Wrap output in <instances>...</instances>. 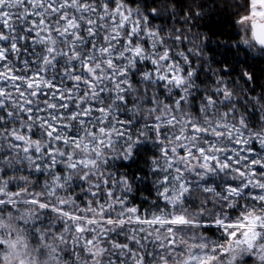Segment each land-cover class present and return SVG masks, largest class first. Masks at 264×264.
I'll list each match as a JSON object with an SVG mask.
<instances>
[{
    "label": "snow or ice",
    "instance_id": "obj_1",
    "mask_svg": "<svg viewBox=\"0 0 264 264\" xmlns=\"http://www.w3.org/2000/svg\"><path fill=\"white\" fill-rule=\"evenodd\" d=\"M170 4L183 26L155 22ZM232 7L217 72L205 0H0L4 261L29 264L31 223L86 264H264V0Z\"/></svg>",
    "mask_w": 264,
    "mask_h": 264
},
{
    "label": "trees",
    "instance_id": "obj_2",
    "mask_svg": "<svg viewBox=\"0 0 264 264\" xmlns=\"http://www.w3.org/2000/svg\"><path fill=\"white\" fill-rule=\"evenodd\" d=\"M185 2L187 3V0H185ZM205 3L206 8L210 10H206L205 15L202 17L194 19L190 26L192 27L193 33L206 34V36L213 41V43L208 44L205 48V52L208 54L209 60L213 61L212 66L217 69L226 68L227 65L223 63V53L225 49L223 45H220L219 47L218 45L221 41L233 43V41L230 40V37L235 35V31L233 29V22L235 18L232 16V13L235 11V9L232 7V5L235 3V0H205ZM184 11L186 12L187 9L184 8ZM155 22L157 24H164L169 28L174 26L181 27L184 25L183 20H177L175 18L168 17L166 19H156ZM213 32H215V35H213ZM241 58H243V53H241ZM248 64L252 65V70L255 71L259 76V81L245 85V87L255 89L254 93L250 94L259 95L261 92H264V71H262L264 70V62H256L253 58L249 57ZM231 78L238 79V71L232 73ZM201 79H205L204 73H201ZM257 84L260 86H257ZM255 115L258 117L260 114L257 112ZM124 164L126 167L122 168V171L126 170L129 173H136L138 175H142V173H139L137 169L145 167L144 161L139 157H137L136 163L126 161ZM146 185L150 186V181H147ZM143 195H147V192H143L142 195L139 192L137 193V203L140 202V197Z\"/></svg>",
    "mask_w": 264,
    "mask_h": 264
},
{
    "label": "clouds",
    "instance_id": "obj_3",
    "mask_svg": "<svg viewBox=\"0 0 264 264\" xmlns=\"http://www.w3.org/2000/svg\"><path fill=\"white\" fill-rule=\"evenodd\" d=\"M151 0H149V3ZM187 3H191V0H187ZM196 11H199V9H195ZM172 12L176 13V16H179L180 9L175 5V4H170L169 5V10L168 12L164 13V18L166 19L169 14ZM184 18H181L183 20ZM195 34V33H193ZM205 58L209 60L208 54L205 53ZM210 62V60H209ZM207 71V68L205 69ZM218 72L219 69H216ZM239 83V81H237ZM243 95L239 91H237V98L240 100H243ZM133 99L135 100L136 97L133 96ZM249 109H251V105H248ZM129 108H133L132 105H129ZM131 114V113H129ZM140 118V115L137 114L133 116V120H137ZM126 162V161H125ZM119 161H116L115 164L119 165ZM122 171V170H121ZM122 172H128L126 170H123ZM130 174V173H129ZM141 188H143V185H141ZM138 193V190H134L133 192L129 193V196H136ZM141 195L143 192H139ZM23 211V209H21ZM5 216L7 217V213H5ZM41 220H43V217H41ZM13 228H15L18 224V221L16 219H12L11 221ZM19 227L23 230L21 232V235L24 236V238L28 242V248H27V255H23L22 258L26 261L29 262V264H86V257L82 258L80 261H75L74 257L69 254L65 255V253H70V249L64 247L63 245H59L58 242L54 240H49L47 241L48 244H55L57 247V252L56 253H51L48 248L45 247V244L42 242H38L36 239V236L33 232L30 231L32 228V224H19ZM6 239L9 237H5ZM14 238V235L13 237ZM60 249H63L61 251ZM21 253L24 252V249H19ZM9 249L7 247L0 248V264H19V259L17 257H13L12 261L6 262L4 261L3 257L5 255H9ZM87 264H91V262H87Z\"/></svg>",
    "mask_w": 264,
    "mask_h": 264
}]
</instances>
